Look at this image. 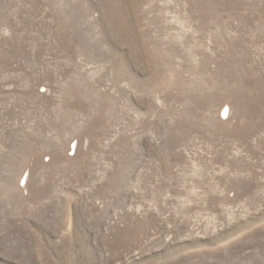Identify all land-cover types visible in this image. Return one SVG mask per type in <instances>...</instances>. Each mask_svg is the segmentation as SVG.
Segmentation results:
<instances>
[{"label":"rangeland","instance_id":"374dc122","mask_svg":"<svg viewBox=\"0 0 264 264\" xmlns=\"http://www.w3.org/2000/svg\"><path fill=\"white\" fill-rule=\"evenodd\" d=\"M0 264H264V0H0Z\"/></svg>","mask_w":264,"mask_h":264},{"label":"built area","instance_id":"2783aa9c","mask_svg":"<svg viewBox=\"0 0 264 264\" xmlns=\"http://www.w3.org/2000/svg\"><path fill=\"white\" fill-rule=\"evenodd\" d=\"M225 110H226V109H225ZM225 110H224V111H225ZM226 116H227V115H226Z\"/></svg>","mask_w":264,"mask_h":264},{"label":"bare ground","instance_id":"6f19581e","mask_svg":"<svg viewBox=\"0 0 264 264\" xmlns=\"http://www.w3.org/2000/svg\"><path fill=\"white\" fill-rule=\"evenodd\" d=\"M225 112V111H224ZM225 114V113H224Z\"/></svg>","mask_w":264,"mask_h":264}]
</instances>
